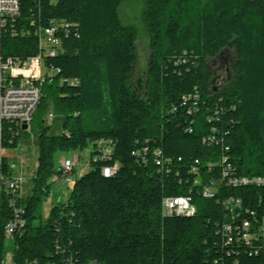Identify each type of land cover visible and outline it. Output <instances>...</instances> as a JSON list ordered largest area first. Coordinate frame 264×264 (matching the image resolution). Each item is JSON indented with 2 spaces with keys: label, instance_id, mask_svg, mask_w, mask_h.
Here are the masks:
<instances>
[{
  "label": "trees",
  "instance_id": "16d2710c",
  "mask_svg": "<svg viewBox=\"0 0 264 264\" xmlns=\"http://www.w3.org/2000/svg\"><path fill=\"white\" fill-rule=\"evenodd\" d=\"M124 1L22 0L15 35L4 34L5 54L21 59L40 50L39 27L57 26L60 42L44 59L54 75L30 130L12 138L5 123L4 146L34 133L39 158L12 252L0 186V264L7 253L12 264H264L261 241L246 244L234 229L229 243L224 233L247 220L254 234L264 219V184L229 183L264 178V0H128L123 15L135 6L149 41L144 94L131 82L138 28L122 21ZM225 49L235 52L230 80L214 86L209 58ZM89 146V170L75 178L72 169L68 197L45 218L51 179L65 174L56 154ZM170 197L196 212L167 215Z\"/></svg>",
  "mask_w": 264,
  "mask_h": 264
},
{
  "label": "built area",
  "instance_id": "2783aa9c",
  "mask_svg": "<svg viewBox=\"0 0 264 264\" xmlns=\"http://www.w3.org/2000/svg\"><path fill=\"white\" fill-rule=\"evenodd\" d=\"M22 0H0V186L9 193V205L12 209L13 217L8 222L5 234L7 239H12L14 233L20 232L25 226L23 218L24 208L21 201L26 197L23 176L16 173L17 166L12 161V155L6 154L10 150L4 146V128L5 123L11 130L12 138L22 131L30 130L33 114L41 100L42 85L51 81L53 78L52 69L45 64L46 56H55L57 46L60 42L54 24L46 27H39L40 50L26 58L7 55L3 51V37L5 32L10 31L15 35V24L20 18ZM24 29H21V31ZM54 114L49 113L47 121L52 123ZM27 125L25 129L24 126ZM103 142L101 141V144ZM104 144H102V147ZM101 147V148H102ZM12 150V149H11ZM105 156L112 153L111 149L102 148ZM7 164V170L4 166ZM65 174L62 176L69 183H72L73 176L70 174L75 166L71 159H65L63 164ZM116 166H106L103 173L114 174ZM35 173V172H34ZM229 169L225 170L224 177L228 176ZM34 175V174H33ZM232 184H264L262 177H242L229 180ZM206 195L210 192L207 190ZM232 199L225 202L226 207ZM235 206L240 205V201H235ZM229 204V205H228ZM163 209L167 215L175 212L186 211L196 212V209L190 204L187 197H170L164 200ZM251 222L244 220L241 226L227 223L224 227V233L229 243L233 242L232 231L234 229L241 231L242 239L246 244H253L252 239L262 242L264 250V219L262 225L258 227V232L250 233ZM240 239L237 237V240ZM259 250L256 249L255 252ZM3 264H12V254L7 253Z\"/></svg>",
  "mask_w": 264,
  "mask_h": 264
},
{
  "label": "rangeland",
  "instance_id": "374dc122",
  "mask_svg": "<svg viewBox=\"0 0 264 264\" xmlns=\"http://www.w3.org/2000/svg\"><path fill=\"white\" fill-rule=\"evenodd\" d=\"M128 0H125L120 8V17L125 24H134L138 28L137 39V59L134 70L131 75V82L133 86L141 93L144 94L146 90L147 72H148V57H149V41L144 31L143 24L137 9L134 6L130 13L129 19L123 15L124 6ZM235 56L232 49H225L222 53L214 58H209V64L214 73V86L225 87L230 80L229 63ZM48 113L53 112L52 100L49 102L47 109ZM62 131V118L55 116L52 122L51 132L59 134ZM93 147L89 146L84 150L77 151H63L58 152L55 156V163L57 167H61L66 158L75 162V168L78 171L83 170L84 173L89 170V159ZM6 154L12 155V161L17 166L16 173L23 176L24 187L26 193L29 195L32 189V176L36 170L39 158L38 140L34 133L27 138L20 139L18 146L12 150L6 151ZM75 170V169H74ZM50 194L43 201V215L46 218L50 212L53 204L59 199H66L73 184L67 182L64 177L53 176ZM12 240L7 241V251L12 252L9 248L12 245Z\"/></svg>",
  "mask_w": 264,
  "mask_h": 264
},
{
  "label": "crops",
  "instance_id": "0c3cea01",
  "mask_svg": "<svg viewBox=\"0 0 264 264\" xmlns=\"http://www.w3.org/2000/svg\"><path fill=\"white\" fill-rule=\"evenodd\" d=\"M66 159H68V158H66ZM74 172H73V176L75 177V178H77V177H79V176H81L83 173H84V171L83 170H81V171H78L75 167H74ZM69 194V193H68ZM67 197H68V195H67ZM66 197V198H67ZM62 200H65V199H62Z\"/></svg>",
  "mask_w": 264,
  "mask_h": 264
},
{
  "label": "bare ground",
  "instance_id": "6f19581e",
  "mask_svg": "<svg viewBox=\"0 0 264 264\" xmlns=\"http://www.w3.org/2000/svg\"><path fill=\"white\" fill-rule=\"evenodd\" d=\"M105 175H108L110 173H104ZM72 184H73V179H72ZM176 214H185V215H192L195 212H186V211H179V212H175Z\"/></svg>",
  "mask_w": 264,
  "mask_h": 264
},
{
  "label": "water",
  "instance_id": "95a60500",
  "mask_svg": "<svg viewBox=\"0 0 264 264\" xmlns=\"http://www.w3.org/2000/svg\"><path fill=\"white\" fill-rule=\"evenodd\" d=\"M24 128L26 129L27 128V125H25Z\"/></svg>",
  "mask_w": 264,
  "mask_h": 264
}]
</instances>
